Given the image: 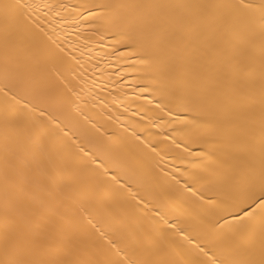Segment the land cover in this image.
Segmentation results:
<instances>
[{
  "label": "snow or ice",
  "instance_id": "snow-or-ice-1",
  "mask_svg": "<svg viewBox=\"0 0 264 264\" xmlns=\"http://www.w3.org/2000/svg\"><path fill=\"white\" fill-rule=\"evenodd\" d=\"M64 7L0 0V37L6 50L12 46L15 79L25 93L18 98L16 84L0 89L19 105L6 100L0 124V264H177L161 258L151 233L102 230L90 214H78L72 187L78 181L28 119L32 111L45 114L29 95L58 110L75 105L83 116L72 97L78 95L73 80L84 76L86 61L74 54L77 47L62 46L51 23L45 27ZM82 7L89 13L82 18L103 29L101 39L111 34L112 53L105 55L124 60L127 71L149 73L139 78L140 93H151L147 102L155 104L149 111L215 137V150L208 153L214 166L195 180L201 187L185 184L206 205L195 244L206 259L195 264H264V0H122ZM68 22L62 17L59 23ZM7 65L6 57V73ZM101 80H92V86L103 91ZM48 116L67 137L68 125ZM77 152L83 165L108 177L112 169L96 144L78 146ZM110 180L131 190L129 182L121 184L119 172Z\"/></svg>",
  "mask_w": 264,
  "mask_h": 264
},
{
  "label": "bare ground",
  "instance_id": "bare-ground-1",
  "mask_svg": "<svg viewBox=\"0 0 264 264\" xmlns=\"http://www.w3.org/2000/svg\"><path fill=\"white\" fill-rule=\"evenodd\" d=\"M33 2L65 6L60 9V16L51 14L54 22L46 20L45 27L48 28L51 23V28L59 33L62 46L69 51L73 46L77 47L74 54L86 61L84 76L73 80L74 90L78 95L72 97L83 116L74 110L75 105L58 110L49 107L48 103L33 100L31 95L26 97L38 108L45 110L43 116L38 110L30 112L29 121L39 127L42 135H46V141L54 156L61 162L62 167H67V174L78 181L72 185L73 195L79 201L76 205L77 213L90 214L89 218L102 230L118 229L126 234L128 230L135 229L151 233L159 242L161 258L177 264H184L185 261L195 264L206 259L195 247L200 239L201 216L206 205L197 196L186 191L185 184L193 185L194 189L201 187L195 180L207 176L205 168L214 166L208 153L215 150V137L191 129V126L169 123L174 116L149 111V108H155V104L150 105L147 102L151 99V93L141 94L139 91L143 86L139 78L149 73L127 71L129 64L124 60H117L116 55H105L112 53L111 34H105L101 39L99 33L103 29L91 27L82 18L89 14L88 8L82 6L92 7L122 0ZM74 8L78 11H74ZM92 10L100 11L97 7ZM62 17H67L69 22L61 25L59 22ZM73 19L77 24L71 23ZM118 47L120 52L127 51L123 46ZM12 55V46L9 45L6 50L0 37V89L6 83L9 87L16 84L14 90L18 93V98H25L22 85L15 79ZM93 71L95 76L92 75ZM101 76V83L105 85L103 91L99 86H92V80ZM6 100L9 106L19 107L10 96L6 98L3 91H0V124L3 121ZM49 112L58 118L61 127L68 125L65 129L69 133L67 137L56 129L55 123L50 122ZM84 116L91 123L86 122ZM92 123L96 128H92ZM41 124L44 127H40ZM173 139L180 144L179 148L172 143ZM91 144H96L108 161L112 169L108 177L92 172L90 168L95 167L94 165L86 166L78 160V146L90 148ZM149 145L156 151L153 152ZM199 153L205 155L201 156ZM116 172L120 174L121 184L129 182L131 190L111 182L110 177ZM2 204L3 185L0 180V228L3 226ZM186 236L191 243L185 239Z\"/></svg>",
  "mask_w": 264,
  "mask_h": 264
}]
</instances>
